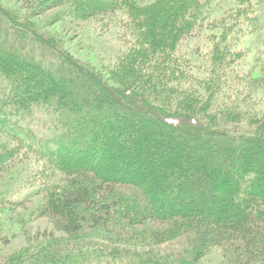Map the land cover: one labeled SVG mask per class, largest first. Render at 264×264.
<instances>
[{
  "label": "trees",
  "instance_id": "1",
  "mask_svg": "<svg viewBox=\"0 0 264 264\" xmlns=\"http://www.w3.org/2000/svg\"><path fill=\"white\" fill-rule=\"evenodd\" d=\"M219 1L27 0L23 13L0 0V136L10 140L0 141V184L14 166L13 141L51 169L44 191L30 196L40 197L30 213L65 220L74 233L108 220L134 234L85 232L3 264H199L236 236L258 256L264 0L218 11ZM50 10L51 32L34 20ZM96 17L113 22L121 44L107 67L80 58L61 35ZM253 46L259 54L248 70L243 58ZM35 113L44 130L33 128ZM7 187L4 242L5 210L24 204ZM76 214L85 222L72 221Z\"/></svg>",
  "mask_w": 264,
  "mask_h": 264
},
{
  "label": "rangeland",
  "instance_id": "2",
  "mask_svg": "<svg viewBox=\"0 0 264 264\" xmlns=\"http://www.w3.org/2000/svg\"><path fill=\"white\" fill-rule=\"evenodd\" d=\"M1 1L3 3H9L17 9L19 7L23 13L27 12L30 7L28 6L30 3H27V0ZM219 2L220 5L218 11L221 7L234 4L235 0H220ZM55 11L56 10H50L34 20L41 26V28L51 32V29L56 27V25L50 24V20ZM108 19V17H96L86 21H78L72 25H66L63 28L64 32L61 33V35H63V44L84 60H89L97 65H105L106 67L111 64L113 65L115 54L118 49L121 48V44L117 42L113 36L112 33L115 30L114 25L113 22L108 21ZM257 50L258 48L253 46L245 53L243 65L246 69H252L256 65L255 59L259 54V51ZM107 69L109 71L112 70L111 67ZM258 74V72L254 71L252 77L255 78L260 76V74ZM40 114L35 113L31 121L34 129L44 130L42 129L43 119L40 117ZM1 136L0 141H10L8 138ZM13 145L16 147V154L13 159L14 166L8 168L5 175L1 176V179L3 176L4 179L2 180V184H0V191L7 186L12 188L11 199L18 200L22 198L24 204L23 206H15L14 210H5V216L7 212L9 216H4L5 218L2 221L3 230L1 231V235H8L10 240L7 242L0 240V264H3L8 256L13 255L14 253H19L24 249L32 248L35 245L41 244L48 246L56 242L64 241L74 235L84 234L85 232L99 237H111L120 233V236L116 235L115 237L117 240L134 238L132 232L133 229L130 230V227L127 228L125 223L122 226V229L124 230H120L111 227L108 220L106 222L105 220H100V224L92 225L91 228L86 226L85 230L79 229L74 233L71 227L69 228L66 226L65 220L48 216H39L35 211L30 213L33 204L38 198H40L35 196L32 200L35 202L31 203L30 196L34 191H44V181L45 178L47 179V177L52 175L50 172L51 169L49 165L30 156L28 152H22L17 144L11 141V146ZM5 180L6 182H4ZM63 184H65L64 181L61 182V185ZM83 209H91L92 212H96L97 207L89 205ZM71 220L77 221L78 224L85 222L81 214L72 216ZM82 226L83 225H81V227ZM137 228H139V226ZM236 237L234 239H236ZM229 239L231 241L211 248L203 256L199 264H239L240 261L245 260H247V262L245 261L244 264H264V242L259 248L258 256L252 257L250 256L252 248L250 246L247 248L244 240L239 238L234 240L232 237ZM248 258H250V260Z\"/></svg>",
  "mask_w": 264,
  "mask_h": 264
}]
</instances>
